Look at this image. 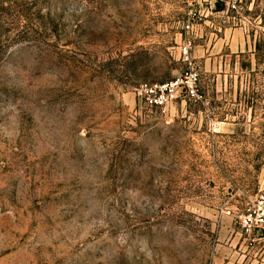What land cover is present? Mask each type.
<instances>
[{
    "label": "rangeland",
    "instance_id": "obj_1",
    "mask_svg": "<svg viewBox=\"0 0 264 264\" xmlns=\"http://www.w3.org/2000/svg\"><path fill=\"white\" fill-rule=\"evenodd\" d=\"M238 1L0 0V264H264L239 219L264 196V0ZM190 71L202 101L138 96Z\"/></svg>",
    "mask_w": 264,
    "mask_h": 264
},
{
    "label": "built area",
    "instance_id": "obj_2",
    "mask_svg": "<svg viewBox=\"0 0 264 264\" xmlns=\"http://www.w3.org/2000/svg\"><path fill=\"white\" fill-rule=\"evenodd\" d=\"M209 1L226 6L228 12L238 11L239 8L238 0H192L193 3L198 5ZM184 29L187 32L192 31L191 19L187 25H184ZM191 50L192 43L190 41H187L181 49V56L184 62L189 64L192 63ZM199 83L200 75L195 71H190L171 82L142 84L137 92L148 109H162L174 103L180 95H184L190 100L202 101L203 96L198 91ZM239 219L248 232L255 230L264 231V196L261 197L258 205L246 210L239 216Z\"/></svg>",
    "mask_w": 264,
    "mask_h": 264
}]
</instances>
